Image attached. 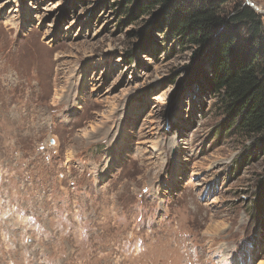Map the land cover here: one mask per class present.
<instances>
[{
  "label": "rangeland",
  "instance_id": "rangeland-1",
  "mask_svg": "<svg viewBox=\"0 0 264 264\" xmlns=\"http://www.w3.org/2000/svg\"><path fill=\"white\" fill-rule=\"evenodd\" d=\"M119 2L0 0V264H264V155Z\"/></svg>",
  "mask_w": 264,
  "mask_h": 264
},
{
  "label": "trees",
  "instance_id": "trees-1",
  "mask_svg": "<svg viewBox=\"0 0 264 264\" xmlns=\"http://www.w3.org/2000/svg\"><path fill=\"white\" fill-rule=\"evenodd\" d=\"M119 1L124 15L125 5L134 6L133 17L124 24L154 13L153 29L183 49L195 47L193 65L187 69L191 81L225 104L219 137L248 138L253 141L249 156L264 155V17L243 3L235 11L224 12L225 0L204 1V5L186 0ZM259 189L262 197L264 179Z\"/></svg>",
  "mask_w": 264,
  "mask_h": 264
},
{
  "label": "water",
  "instance_id": "water-1",
  "mask_svg": "<svg viewBox=\"0 0 264 264\" xmlns=\"http://www.w3.org/2000/svg\"><path fill=\"white\" fill-rule=\"evenodd\" d=\"M247 4L252 7L255 11L259 12L260 10L254 5L251 0H246Z\"/></svg>",
  "mask_w": 264,
  "mask_h": 264
}]
</instances>
